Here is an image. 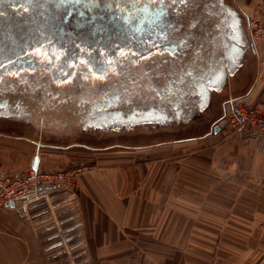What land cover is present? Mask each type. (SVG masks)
I'll use <instances>...</instances> for the list:
<instances>
[{"label": "crops", "instance_id": "crops-1", "mask_svg": "<svg viewBox=\"0 0 264 264\" xmlns=\"http://www.w3.org/2000/svg\"><path fill=\"white\" fill-rule=\"evenodd\" d=\"M228 1L251 48L200 111L212 130L94 153L77 189H54L26 218L1 210L0 264H264V136L215 132L235 100L264 110V40L252 42L248 28L264 0ZM55 154V166L69 158ZM38 156L44 168L50 159ZM2 162L0 172L29 170Z\"/></svg>", "mask_w": 264, "mask_h": 264}, {"label": "water", "instance_id": "water-1", "mask_svg": "<svg viewBox=\"0 0 264 264\" xmlns=\"http://www.w3.org/2000/svg\"><path fill=\"white\" fill-rule=\"evenodd\" d=\"M244 22L226 0H0V119L53 132L181 122L251 48Z\"/></svg>", "mask_w": 264, "mask_h": 264}, {"label": "rangeland", "instance_id": "rangeland-1", "mask_svg": "<svg viewBox=\"0 0 264 264\" xmlns=\"http://www.w3.org/2000/svg\"><path fill=\"white\" fill-rule=\"evenodd\" d=\"M226 1L230 3L228 0ZM206 115L207 112H199L197 115L181 122H170L164 125L147 124L128 128L113 126L86 132L73 129H59L63 132H53L36 128L23 121L1 118L0 169L4 164L3 159L5 163L15 161V163L21 165L18 166L20 167L19 171H26L29 169L31 159L41 154L43 158L50 159L43 169L64 170L83 165H93L91 164L90 155L94 153L127 151L139 146L168 142L174 139L199 138L212 130L213 123L207 121ZM197 149L198 144L195 145L194 150ZM56 150L67 152L70 158L61 166L54 165L61 158L55 154ZM64 190L66 189L58 188L57 191L62 192ZM60 233L63 235L62 231Z\"/></svg>", "mask_w": 264, "mask_h": 264}, {"label": "built area", "instance_id": "built-area-1", "mask_svg": "<svg viewBox=\"0 0 264 264\" xmlns=\"http://www.w3.org/2000/svg\"><path fill=\"white\" fill-rule=\"evenodd\" d=\"M248 28L252 42L264 40V8L260 16L249 19ZM224 118L229 132L248 129L264 136V110L258 106L235 100ZM92 169L93 165H83L64 170L31 168L25 173L0 172V211L13 209L26 218L30 215L31 206L45 199L52 190L77 189L80 175Z\"/></svg>", "mask_w": 264, "mask_h": 264}]
</instances>
